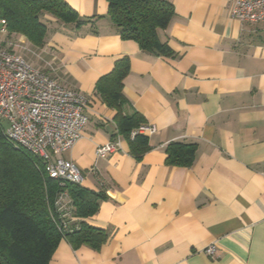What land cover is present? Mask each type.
<instances>
[{
	"label": "crops",
	"instance_id": "crops-1",
	"mask_svg": "<svg viewBox=\"0 0 264 264\" xmlns=\"http://www.w3.org/2000/svg\"><path fill=\"white\" fill-rule=\"evenodd\" d=\"M167 1L174 16L158 36L172 57L122 41L106 0H64L86 23L49 27L41 47L0 21L1 48L88 100L80 139L55 157L76 164L81 187L102 197L83 221L106 240L94 249L61 239L49 264H264V24L231 18L233 0ZM122 57L121 115L137 113L155 130L141 157L94 92ZM115 141L116 151L96 156ZM175 142L195 145L189 167L166 163ZM58 202L64 231L78 230L69 196Z\"/></svg>",
	"mask_w": 264,
	"mask_h": 264
},
{
	"label": "trees",
	"instance_id": "trees-1",
	"mask_svg": "<svg viewBox=\"0 0 264 264\" xmlns=\"http://www.w3.org/2000/svg\"><path fill=\"white\" fill-rule=\"evenodd\" d=\"M107 18L122 41L134 42L140 51L172 57L173 51L159 39L174 16L167 0H106ZM0 21L10 34L24 36L41 47L49 27L83 25L78 14L64 0H0ZM130 70V59L115 61L112 71L95 85L94 92L106 106L114 108L117 132L130 140L138 157L146 152L148 139L136 133L142 124L139 114L122 116L120 108L127 103L123 81ZM166 163L189 167L195 145L171 143L166 150ZM66 193L73 206V216L80 219L78 230L64 231L60 224L59 199ZM100 195L81 185L48 178L43 163L30 153L0 141V264H49L61 239L72 246L99 248L106 240L103 232L89 227L83 220L98 209ZM58 205V206H57Z\"/></svg>",
	"mask_w": 264,
	"mask_h": 264
},
{
	"label": "built area",
	"instance_id": "built-area-1",
	"mask_svg": "<svg viewBox=\"0 0 264 264\" xmlns=\"http://www.w3.org/2000/svg\"><path fill=\"white\" fill-rule=\"evenodd\" d=\"M230 16L241 23L264 24V0H233ZM87 104L82 94L62 87L0 47V141L40 159L48 178L81 185L78 166L55 155L68 151L80 139ZM154 131L152 126L141 125L131 136ZM118 147V141L110 142L97 146L95 153L104 159ZM204 253L212 257L215 246H208Z\"/></svg>",
	"mask_w": 264,
	"mask_h": 264
}]
</instances>
